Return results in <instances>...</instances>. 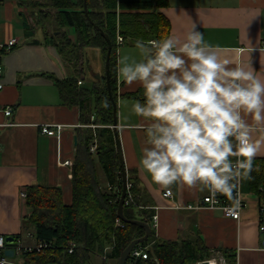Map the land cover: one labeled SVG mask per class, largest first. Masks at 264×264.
<instances>
[{
    "label": "crops",
    "instance_id": "1",
    "mask_svg": "<svg viewBox=\"0 0 264 264\" xmlns=\"http://www.w3.org/2000/svg\"><path fill=\"white\" fill-rule=\"evenodd\" d=\"M46 2L48 0H0V46L11 38L16 39L11 48L0 54V123L9 122L0 125V232L20 237L24 242H33L35 237L26 235L31 232L25 225L30 208L20 191L34 183L59 186L63 202L71 203L72 165H63L61 161L71 159L73 162L77 127L85 125L79 119L78 107L63 104L54 84L53 77L64 78L75 70L61 57L53 39L38 22ZM152 11L160 12V22L162 19L167 22L166 31L154 34L149 24L140 20L146 34L138 32L123 37L117 47L116 61L126 53L137 55L134 43L143 35L147 40L158 34L161 37L183 35L195 24L222 59L242 60L264 74V0H166V4L153 6ZM65 30L75 39L73 27H65ZM89 47L94 46L81 49L82 71ZM95 48L102 60L101 74L104 60L101 50ZM91 66L92 73L100 71L99 66L92 63ZM83 78L80 79L82 84ZM139 88V84L127 85L117 76V128L126 170L134 171L144 189L148 209L152 215L156 214L154 235L161 239H179L197 234L213 252L232 253L234 264H264V235L258 229L259 198L249 190V181L243 182L240 188L245 205L240 217L234 219L223 215L219 209L186 207L187 204L201 205L205 191L174 185L170 189L172 195L166 197L164 189L152 184L150 178L140 172L138 160L145 146L144 135L135 125L142 120L131 113V104L137 99L126 95ZM8 105L12 110L6 115L2 109ZM41 123L64 126L58 137L42 133ZM125 123L133 127H122ZM98 175L100 186L106 190L108 185L101 168ZM96 256L101 263V257ZM108 264H114V260L109 259Z\"/></svg>",
    "mask_w": 264,
    "mask_h": 264
},
{
    "label": "trees",
    "instance_id": "2",
    "mask_svg": "<svg viewBox=\"0 0 264 264\" xmlns=\"http://www.w3.org/2000/svg\"><path fill=\"white\" fill-rule=\"evenodd\" d=\"M85 2L87 13L83 9L84 0H48L38 16V22L45 34L53 39L61 57L74 66L73 74L53 79L61 102L67 106L76 105L79 119L85 125L77 127L78 140L71 172V203L63 202L59 186L34 183L25 187L24 198L30 208L26 221L34 226L36 240L50 243L43 253H25V259L31 264H93L91 256L94 254L101 257L100 264H108L109 259L117 264L121 249L144 233L143 227L138 224L121 219L117 221L121 175L112 129L114 105L108 93L104 71L98 78H92L89 87L82 82L79 84L77 80L83 78L81 49L84 46L98 47L105 61L108 48L104 35L88 20L89 16L110 41L109 85L116 101V54L119 44L116 35L120 33L123 38L138 32L146 34L140 20L148 23L154 34L157 31L165 32L167 22L163 19L160 22V12L152 11V8L166 4V0ZM65 27L74 28L75 39L68 36ZM153 38L160 39L163 36L158 34ZM2 52L3 47L0 48V54ZM126 95L140 101L144 99L141 87ZM104 99L110 104L107 109L102 107ZM93 140L96 141L94 152L89 149ZM98 168L104 173L108 185L106 190L100 186ZM254 169L249 190L259 200H264V156L255 158ZM126 172L129 186L123 214L151 223L152 211L146 205L144 189L132 169ZM70 242L74 246L68 251ZM135 246L144 247L146 257L129 253L125 264H195L197 260L208 258L212 252L197 234L190 238L161 239L154 235L152 227L148 238ZM223 256L227 264H234L232 253L223 251Z\"/></svg>",
    "mask_w": 264,
    "mask_h": 264
},
{
    "label": "clouds",
    "instance_id": "3",
    "mask_svg": "<svg viewBox=\"0 0 264 264\" xmlns=\"http://www.w3.org/2000/svg\"><path fill=\"white\" fill-rule=\"evenodd\" d=\"M134 48L137 55L118 56L116 73L143 89V101L131 104L144 135L140 172L169 195L181 185L207 191L213 205L223 196L225 213L238 214L242 183L254 179V160L264 155V74L222 59L195 24L183 35L137 38ZM109 106L104 99L102 107ZM197 264L227 261L215 253Z\"/></svg>",
    "mask_w": 264,
    "mask_h": 264
},
{
    "label": "built area",
    "instance_id": "4",
    "mask_svg": "<svg viewBox=\"0 0 264 264\" xmlns=\"http://www.w3.org/2000/svg\"><path fill=\"white\" fill-rule=\"evenodd\" d=\"M116 39L117 42H121L123 40L122 35L120 33H117L116 35ZM154 39V38H151ZM16 43V39L15 38H11L10 40H8V42L3 45L0 46L4 48V50H7L9 48H11L12 45H14ZM2 72V65L0 64V74ZM77 82L79 84H81V80L78 79ZM2 86V83H0V87ZM12 107L11 106H5L2 111L8 115L11 113ZM5 124H9V122H3L0 123V125H5ZM64 125L61 123H41L39 125L40 131L42 133H46L48 135H55L58 136L60 135L61 129ZM1 149V147H0ZM89 149L90 151L94 152L96 149V141L93 140L90 145H89ZM61 163L63 165H72V160L71 159H65L63 161H61ZM129 186V183L127 182V188ZM169 190H163V195L166 197H170L172 194H168ZM171 192V190H170ZM20 196L21 197H25V190H21L20 191ZM209 196V193L207 191L204 192V194L201 197L200 200V204H187L186 207L187 208H197L199 206H205L208 207L210 209H219L221 211V213L225 216L228 217H232L234 219H238L241 215V210L245 205V201L243 199V197L240 194L239 191V196L238 199L240 201V207L238 210V214L236 215H227L224 211V209L226 207H228L230 205V202L223 196L218 195L216 197L217 203L215 205L211 204L209 201H207L205 198ZM178 207V206H177ZM119 217L117 218V221L119 222ZM156 214L152 215V223L150 224L151 227H154L156 225ZM258 229L259 231L262 233V235H264V200H259V206H258ZM27 237L32 238L34 237L32 232H27L26 233ZM5 234L0 232V261H4L6 262V264H31L29 261H27L25 259V253L27 252H37V253H43L49 246L50 243L45 241V240H36L34 238L33 242H24L20 237H16L13 238V241L11 242H6L5 240ZM74 246L73 242H70V245L68 247V251L72 250V247ZM7 248H10L12 253L11 254H7L5 252V250ZM130 253L134 256H142V257H146V252L144 251V247L142 246H134ZM203 260V259H201ZM200 260H197L195 262V264H197V262ZM47 264H52V263H47Z\"/></svg>",
    "mask_w": 264,
    "mask_h": 264
},
{
    "label": "water",
    "instance_id": "5",
    "mask_svg": "<svg viewBox=\"0 0 264 264\" xmlns=\"http://www.w3.org/2000/svg\"><path fill=\"white\" fill-rule=\"evenodd\" d=\"M83 9L85 11V13H87V6H86V2L84 0V6ZM88 20L93 24V26L98 29L105 37L107 44H108V48H107V52H106V56H105V61H104V74L106 76V86L108 89V93L109 96L113 102L114 105V120L112 123V129H113V135H114V142H115V147H116V152L118 155V160H119V167H120V175H121V192H120V196H119V200H118V205H117V216L123 220V221H127V222H132L135 224H138L140 226L143 227L144 229V233L139 236V237H135L133 238L124 248L121 249L120 254H119V258H118V262L117 264H125L126 258L128 257L131 249L139 242L145 240L148 238L150 232H151V225L149 222L143 220V219H139V218H128L123 214V204H124V199H125V194L127 192V172H126V167L124 164V160H123V154H122V149H121V143H120V139H119V134H118V128H117V111H116V101L113 99L111 91H110V85H109V64H108V59H109V52H110V41L109 38L107 36V34L105 32H103L92 20L89 16H87ZM94 78H98L100 76L99 72L96 73H92ZM74 141L76 143V136H74ZM5 240L6 242H11L13 241V237L11 235H6L5 236ZM5 252L7 254H11L12 251L10 248H7L5 250Z\"/></svg>",
    "mask_w": 264,
    "mask_h": 264
},
{
    "label": "rangeland",
    "instance_id": "6",
    "mask_svg": "<svg viewBox=\"0 0 264 264\" xmlns=\"http://www.w3.org/2000/svg\"><path fill=\"white\" fill-rule=\"evenodd\" d=\"M48 10L50 9L51 11H53V9H51L50 7H47ZM87 52L85 53V58H84V61H83V81H84V85L89 87L92 83V66H91V63L92 64H95L97 66H99V70L100 71H93V72H102V60H101V57H100V53H99V50L95 47H89L87 48ZM91 67V68H90ZM102 74V73H101ZM25 225L27 226V229L30 230L32 233L34 232V226L29 224V222H25ZM216 252H211L210 253V256L211 257L212 255H214ZM93 259V262L95 264H99L100 261L98 259V257L96 255H93L92 257ZM226 260V259H225Z\"/></svg>",
    "mask_w": 264,
    "mask_h": 264
}]
</instances>
